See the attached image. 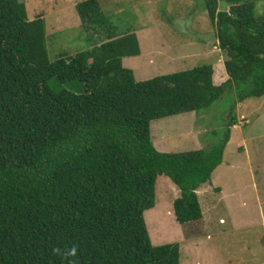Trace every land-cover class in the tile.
<instances>
[{"label":"trees","instance_id":"1","mask_svg":"<svg viewBox=\"0 0 264 264\" xmlns=\"http://www.w3.org/2000/svg\"><path fill=\"white\" fill-rule=\"evenodd\" d=\"M202 1L226 55L220 84L207 63L137 80L123 58L140 53L138 36L118 32L99 0L75 6L89 47L51 59L42 12L31 20L25 1L0 0V264H180V244H153L145 219L158 177L180 189L174 213L188 235L231 129L161 151L151 123L208 110L229 90L264 96V0Z\"/></svg>","mask_w":264,"mask_h":264},{"label":"rangeland","instance_id":"2","mask_svg":"<svg viewBox=\"0 0 264 264\" xmlns=\"http://www.w3.org/2000/svg\"><path fill=\"white\" fill-rule=\"evenodd\" d=\"M23 1L29 19L42 14L46 18L51 59L89 47L75 7L81 0ZM99 1L118 32L138 36L140 53L123 58L137 80L205 63L212 64L215 83L227 80L226 55L212 38L214 26L202 0ZM256 9L264 13V1H258ZM50 85L81 91L77 82L51 80ZM263 115L264 96L238 101L236 91L229 90L208 110L152 121V139L161 151L206 147L213 138L220 140L227 127L231 129L225 162L213 172L211 182L197 189L204 215L188 225V235L174 213L180 189L168 176L158 177L156 204L145 212V219L153 244H180V264H264ZM230 119L233 125H228ZM240 135L245 141L239 140ZM220 187L226 192L220 193Z\"/></svg>","mask_w":264,"mask_h":264},{"label":"crops","instance_id":"3","mask_svg":"<svg viewBox=\"0 0 264 264\" xmlns=\"http://www.w3.org/2000/svg\"><path fill=\"white\" fill-rule=\"evenodd\" d=\"M80 23H81V20H80ZM55 39V38H54ZM245 117H247V116H245ZM261 120H262V122H264V115L261 117ZM241 126L239 125V127H236V128H240ZM234 130V129H233ZM231 136H234L235 137V134H233V132H232V135ZM240 137V139L239 140H243V141H245L244 139H243V137H242V135H240L239 136ZM231 139V138H230ZM230 139H229V141H230ZM229 143V142H228ZM156 145V144H155ZM241 145H244V144H241ZM225 161L223 160L222 161V163L221 164H223ZM218 168V167H217ZM216 170V169H215ZM219 189H221V191H220V193H225L226 192V190L223 192L222 190V187H220Z\"/></svg>","mask_w":264,"mask_h":264},{"label":"clouds","instance_id":"4","mask_svg":"<svg viewBox=\"0 0 264 264\" xmlns=\"http://www.w3.org/2000/svg\"><path fill=\"white\" fill-rule=\"evenodd\" d=\"M57 251H59L58 249H57ZM75 252H76V249L75 248H73L72 250H71V255H75Z\"/></svg>","mask_w":264,"mask_h":264}]
</instances>
